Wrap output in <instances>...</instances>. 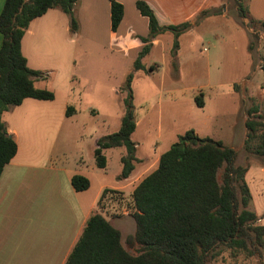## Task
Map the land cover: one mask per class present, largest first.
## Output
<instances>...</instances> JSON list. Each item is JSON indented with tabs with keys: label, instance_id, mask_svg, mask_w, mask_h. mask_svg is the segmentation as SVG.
<instances>
[{
	"label": "rangeland",
	"instance_id": "obj_1",
	"mask_svg": "<svg viewBox=\"0 0 264 264\" xmlns=\"http://www.w3.org/2000/svg\"><path fill=\"white\" fill-rule=\"evenodd\" d=\"M240 2L245 17L227 0H161L162 7L171 10L173 25L186 22L188 27L177 37L171 31L172 35L164 38L167 50L173 49L175 42L179 48V63L173 70L167 69L159 49L142 60L146 68L151 61L158 64L159 69L149 72L151 76L142 74L148 69L135 74L134 64L131 68V61L123 55L64 32L69 17L59 8H52L44 19L32 23L40 37V48L45 54L53 51L59 57L55 70L44 77L41 85L54 92L55 103H68L76 112L71 126L78 130L68 140L69 147L74 148H70V156L81 140L91 148L95 137L120 126L129 81L135 118L147 112L131 135L142 160L137 166L152 171V158L188 129L219 140L236 151V165L248 167L244 177L251 193L248 208L256 212L258 223L264 226V157L244 145L246 129L241 116L242 109L251 106L258 107L264 116V28L260 24L264 20V0ZM169 74L176 80H170ZM229 86L235 93L227 91ZM197 98L202 99V106L197 105ZM7 116L4 112L2 121ZM53 138L52 133L48 134L49 143ZM121 149L105 150L107 167H94V172L113 181L121 168ZM87 173L92 176L90 170ZM208 262L264 264V247L261 254L248 255L220 246Z\"/></svg>",
	"mask_w": 264,
	"mask_h": 264
},
{
	"label": "trees",
	"instance_id": "obj_2",
	"mask_svg": "<svg viewBox=\"0 0 264 264\" xmlns=\"http://www.w3.org/2000/svg\"><path fill=\"white\" fill-rule=\"evenodd\" d=\"M109 1L114 32L122 19L123 6L118 0ZM227 1L245 17L240 0ZM75 3L76 0L4 1L0 12V174L17 150L1 119L2 113L20 105L25 98L54 99L52 90L34 86V80L43 73L27 66L21 51L22 37L32 20L52 8L67 14L70 31L76 32L79 23L73 12ZM135 6L148 20L144 42L166 30L177 37L188 27L186 22L160 26L145 1L137 0ZM260 24L264 28V20ZM147 52L145 45L134 60L136 70L143 69L141 59ZM125 88L120 126L99 137L93 152L96 166L103 168L106 160L102 149L124 147L120 178L127 177L137 161L131 138L135 120L129 81ZM196 103L202 106V99L197 98ZM258 111L256 106L245 110L244 145L264 157V116ZM235 157L236 151L221 141L200 137L193 129L186 130L160 154L155 169L133 189V235L122 244L120 232L103 215L94 212L87 218L64 264H210L208 258L220 246L236 253L261 254L264 226L258 223L256 212L248 208L251 193L244 180L248 167L236 165ZM70 180L76 191L89 187V180L83 175L75 174ZM107 192L111 190L104 189L101 196Z\"/></svg>",
	"mask_w": 264,
	"mask_h": 264
},
{
	"label": "crops",
	"instance_id": "obj_3",
	"mask_svg": "<svg viewBox=\"0 0 264 264\" xmlns=\"http://www.w3.org/2000/svg\"><path fill=\"white\" fill-rule=\"evenodd\" d=\"M4 1L0 0V12ZM118 1L123 6V16L114 32L111 30L109 0H76L73 12L78 19V30L71 32L68 21L64 24V32L123 55L131 61V68L142 47L148 45V52L141 59V64L144 58L159 49L165 66L173 70L179 63V48L175 46L167 50L164 42L166 35L171 36L172 32L166 30L151 41H142V37L148 34V20L137 10V0ZM143 1L153 10L160 26L173 25L171 10L164 9L161 0ZM48 11L30 22L21 40V51L27 66L46 73L44 75L42 72L43 76L34 80L37 88H45L41 83L44 77L53 73L59 59L56 52L48 51L45 54L38 45L40 37L31 26L44 19ZM1 41L0 33V44ZM65 54H69V51L66 50ZM145 69L148 71L142 73ZM157 69L158 64L151 61L147 68L143 65V69H135L134 73L151 76L149 72ZM169 77L170 80H176L173 74H169ZM232 89L229 86L227 91L231 93ZM54 99L25 98L20 105L5 111L8 116L3 122L7 133L15 140L17 150L0 174V264H64L87 218L94 212L103 215L120 232L122 244L135 231L131 194L142 178L151 172H146V166H137L139 162L142 163L136 154L138 144L134 141L137 161L130 174L120 178V168L113 181H107L102 174L93 170L94 167L99 168L95 164L93 152L101 136L93 139L91 148L86 140H81L71 157L70 148L73 147H69L71 144L68 140L78 130L71 126L76 112L68 103H55ZM244 111L245 107L241 115L243 124L246 118ZM146 113L140 118L134 116L135 130ZM92 130L90 128L88 131ZM50 133L54 135L51 143L47 140ZM195 133L198 135L197 131ZM115 147L102 149L106 164L99 169L107 167L105 150ZM120 151L118 158L121 164L120 158L125 155V149ZM160 154L152 158L155 167ZM88 170L92 176L87 173ZM75 174L88 178L87 189L76 191L73 188L70 179ZM104 189H110L111 192L101 196Z\"/></svg>",
	"mask_w": 264,
	"mask_h": 264
}]
</instances>
